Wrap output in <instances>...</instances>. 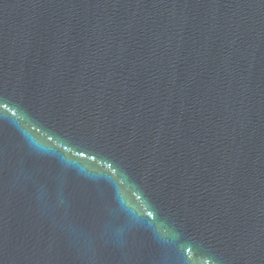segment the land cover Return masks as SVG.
Masks as SVG:
<instances>
[{"label": "clouds", "instance_id": "9594fccd", "mask_svg": "<svg viewBox=\"0 0 264 264\" xmlns=\"http://www.w3.org/2000/svg\"><path fill=\"white\" fill-rule=\"evenodd\" d=\"M124 175H125V178L129 180L130 183L133 182L130 180V178L127 177L126 173ZM117 204L125 212V214L134 222L136 219L137 213L125 204L122 197L117 199ZM123 235H124V229L123 228H116V229L112 230L113 239L117 243H120L122 241Z\"/></svg>", "mask_w": 264, "mask_h": 264}]
</instances>
